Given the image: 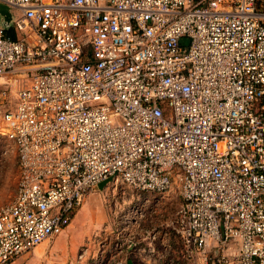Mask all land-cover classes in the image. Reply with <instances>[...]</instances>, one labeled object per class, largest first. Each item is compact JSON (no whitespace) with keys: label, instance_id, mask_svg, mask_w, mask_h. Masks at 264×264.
<instances>
[{"label":"built area","instance_id":"2783aa9c","mask_svg":"<svg viewBox=\"0 0 264 264\" xmlns=\"http://www.w3.org/2000/svg\"><path fill=\"white\" fill-rule=\"evenodd\" d=\"M0 3V136L18 160L0 264L54 240L111 177L177 186L188 259L230 264L235 247L238 264H264V0Z\"/></svg>","mask_w":264,"mask_h":264},{"label":"rangeland","instance_id":"374dc122","mask_svg":"<svg viewBox=\"0 0 264 264\" xmlns=\"http://www.w3.org/2000/svg\"><path fill=\"white\" fill-rule=\"evenodd\" d=\"M16 35L22 37L20 31ZM17 184L15 148L6 137L0 136V209L14 199ZM181 204L176 185L169 193L154 196L115 181L103 191H92L72 222L54 240L42 243L13 264H112L111 248L117 235L140 242L141 249L150 247L159 263L206 264L202 257L185 256L173 230ZM144 240L150 244L148 247ZM235 250L231 251L230 264H238ZM216 255H212L208 264L213 260L218 264Z\"/></svg>","mask_w":264,"mask_h":264},{"label":"crops","instance_id":"0c3cea01","mask_svg":"<svg viewBox=\"0 0 264 264\" xmlns=\"http://www.w3.org/2000/svg\"><path fill=\"white\" fill-rule=\"evenodd\" d=\"M146 240V239H145ZM145 240L143 241L144 244L146 245L145 247H148L150 245L149 243H145ZM235 248V247H234ZM231 249L230 252L236 251L235 249ZM113 254H112V264H128L129 261H131L133 264H163L159 263L157 260L158 257H155L152 254V249L147 250V248L141 249L138 252H134L131 254L130 250L128 247H125L124 249H120L117 251L115 248H113ZM137 257V261H134V258Z\"/></svg>","mask_w":264,"mask_h":264},{"label":"water","instance_id":"95a60500","mask_svg":"<svg viewBox=\"0 0 264 264\" xmlns=\"http://www.w3.org/2000/svg\"><path fill=\"white\" fill-rule=\"evenodd\" d=\"M0 16L2 17V20L0 21V26L4 27L5 29H10L12 27L13 16L10 12V9L1 3H0ZM111 182H113L112 177L100 183L97 186V188H95V191H103ZM128 264H133V263L129 261Z\"/></svg>","mask_w":264,"mask_h":264},{"label":"trees","instance_id":"16d2710c","mask_svg":"<svg viewBox=\"0 0 264 264\" xmlns=\"http://www.w3.org/2000/svg\"><path fill=\"white\" fill-rule=\"evenodd\" d=\"M6 36L10 37L13 40H17L18 39L14 29L6 31Z\"/></svg>","mask_w":264,"mask_h":264}]
</instances>
